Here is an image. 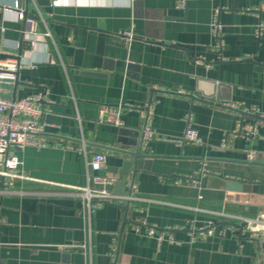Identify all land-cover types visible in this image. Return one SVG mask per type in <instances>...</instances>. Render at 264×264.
Instances as JSON below:
<instances>
[{
    "label": "crops",
    "instance_id": "crops-1",
    "mask_svg": "<svg viewBox=\"0 0 264 264\" xmlns=\"http://www.w3.org/2000/svg\"><path fill=\"white\" fill-rule=\"evenodd\" d=\"M27 1L25 18L26 0H0L1 58L21 64L3 96L45 95L48 145L10 150L28 179L0 177V264H264V241L229 218L264 214V121L240 113L264 118V0ZM147 105L154 138L144 142ZM111 112L121 126L106 122ZM240 124L250 135L236 133ZM189 127L199 144L161 140ZM142 140L145 158L123 153ZM84 146L88 159L106 154L102 170L87 167ZM213 175L241 191L211 188ZM84 187L146 201L89 212Z\"/></svg>",
    "mask_w": 264,
    "mask_h": 264
},
{
    "label": "built area",
    "instance_id": "built-area-1",
    "mask_svg": "<svg viewBox=\"0 0 264 264\" xmlns=\"http://www.w3.org/2000/svg\"><path fill=\"white\" fill-rule=\"evenodd\" d=\"M187 0H180V5H185ZM23 13H18V20H23ZM28 22V21H27ZM33 21L29 20L30 37L35 38L33 35ZM214 35L219 40L218 44H221V26L216 20L212 24ZM262 26H259L258 32L260 33ZM45 36L50 37V33L47 32ZM31 38V39H32ZM31 41V40H30ZM35 45L34 41L30 42V46ZM7 54L0 50V177L6 180V183L12 185L15 180L28 179L23 163L13 154L11 148L23 150L26 146L45 147L48 145L47 140L44 138L43 117L45 110L42 108V103L45 101V95L38 94L35 96L27 97L21 100L9 99L4 97L5 93L4 85H14L18 81V74L21 69V64L16 56L11 55L6 59H2L1 56ZM107 110L103 108L100 112V118L103 119ZM140 116L143 125V140L148 142L154 138V132L150 126L152 117V105H147L140 109ZM106 122L121 126L118 115L115 112L109 113ZM236 133H245L250 135L249 132L243 130V126L240 124ZM198 132L192 128H187L183 139L180 140H168L161 139L163 141H170L176 144H199L200 137ZM86 158L88 152L84 146L81 150ZM264 158V155L262 156ZM107 156L105 153H93L90 159H86L87 167L93 172L102 170L105 166ZM246 160L254 162L257 160L255 152L246 153ZM89 175V174H88ZM89 180H92L97 185L110 186L113 184V179L101 176H88ZM133 189V186H132ZM80 192L78 196L83 200V203L92 211V208L100 205L101 203H135L138 201H146L133 197L131 194L127 196L118 197L110 193L106 189H94L90 187H84L78 189ZM228 200L233 202H240L238 196H230ZM151 201V200H147ZM229 217V216H228ZM232 221H240L244 224L242 231L250 233V238L253 240L264 241V214L257 217H242V216H230ZM140 224L143 226H149L146 219L140 220ZM208 234H212V230H207ZM155 234L154 227H149L148 235L153 236Z\"/></svg>",
    "mask_w": 264,
    "mask_h": 264
},
{
    "label": "water",
    "instance_id": "water-1",
    "mask_svg": "<svg viewBox=\"0 0 264 264\" xmlns=\"http://www.w3.org/2000/svg\"><path fill=\"white\" fill-rule=\"evenodd\" d=\"M21 1V0H20ZM26 4H27V12H25V18L28 16V12H29V1L26 0ZM219 91H216L214 93V91L212 92L210 98L212 99H218L219 100ZM206 103H212V102H209V101H206ZM242 115H243V119L244 117H248V118H251V119H254V120H262L264 121V118H262L260 115L256 114V115H250L246 112H240ZM243 124V123H242ZM142 147H143V140L141 142V144L139 145L138 147V151L136 152H125L123 151V153H125L127 156L129 157H133V158H136V159H139V158H142V157H146L142 154ZM135 163H137L135 161ZM130 165H131V161L129 159L125 160L124 163H123V170L120 171V174H129L127 171L128 169L130 168ZM133 176H135V173L133 174ZM209 185L211 188H215V189H218V188H222V189H225L227 191H241L242 189V185L240 183H237L233 180H229L227 178H225L224 176H211L210 179H209ZM118 184H121V185H126L125 182L123 181H119V182H116L115 185H118ZM124 193V192H123ZM129 208V205L126 206V209Z\"/></svg>",
    "mask_w": 264,
    "mask_h": 264
}]
</instances>
